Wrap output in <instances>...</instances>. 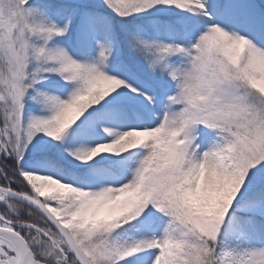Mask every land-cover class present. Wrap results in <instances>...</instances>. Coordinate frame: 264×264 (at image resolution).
<instances>
[{
    "label": "snow or ice",
    "instance_id": "obj_1",
    "mask_svg": "<svg viewBox=\"0 0 264 264\" xmlns=\"http://www.w3.org/2000/svg\"><path fill=\"white\" fill-rule=\"evenodd\" d=\"M0 264H264V0H0Z\"/></svg>",
    "mask_w": 264,
    "mask_h": 264
}]
</instances>
